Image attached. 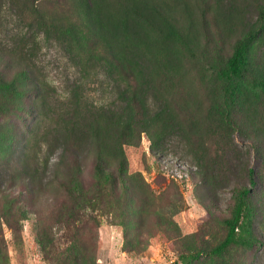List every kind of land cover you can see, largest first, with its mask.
<instances>
[{"label":"rangeland","instance_id":"rangeland-1","mask_svg":"<svg viewBox=\"0 0 264 264\" xmlns=\"http://www.w3.org/2000/svg\"><path fill=\"white\" fill-rule=\"evenodd\" d=\"M121 10L129 82L84 34L47 36L0 0V69L33 47L21 86L40 92L0 116V210L8 197L26 209L20 232L0 220V264H264V0ZM239 42L249 53L234 76ZM100 164L111 180L99 182ZM75 176L83 190L58 187ZM243 190L262 244L192 259L224 240Z\"/></svg>","mask_w":264,"mask_h":264},{"label":"trees","instance_id":"trees-1","mask_svg":"<svg viewBox=\"0 0 264 264\" xmlns=\"http://www.w3.org/2000/svg\"><path fill=\"white\" fill-rule=\"evenodd\" d=\"M18 5L31 16L32 23L35 24L37 29L50 34H70L77 35L78 33L84 34L86 39L93 40L94 56H100L102 60L112 63L122 74L124 80L129 82L132 78L133 72L130 68L129 61L126 53L120 49L117 38L119 32L114 21L113 10L121 8L123 13L129 11L136 13L137 16L142 15L141 5H146L148 0H139L141 2H131L129 0H16ZM47 5V8L45 6ZM131 8V10H129ZM128 14L125 16L127 17ZM121 26V24H120ZM25 44V43H24ZM100 51L101 55L97 52ZM23 52L26 54L23 57L19 56L18 59H10L12 62L7 64L6 69H0V116L9 113V101L13 99H21L25 95L38 98L39 86L38 84H29L23 90L21 86L22 79L30 78L32 69L29 66V61H32L33 47H28L25 44ZM95 53V54H94ZM249 53V46L246 42H239L234 50L233 55L228 59V70L234 76H239L241 71L247 64ZM92 54V53H90ZM16 60V61H14ZM16 63V74L11 80H7V75L11 71L13 64ZM126 66V68H125ZM132 103L136 104L135 98ZM25 115L28 111L24 110ZM140 113L135 117V126L145 129L147 122L139 118ZM130 123L124 127L122 137L125 140L129 130ZM1 127V126H0ZM96 140L98 137L96 135ZM4 141V138H3ZM100 173L98 180L108 181L112 179V175L106 172V164H100ZM104 169V170H103ZM58 187L66 191L71 189L73 192L81 191L84 185L80 178L75 176L70 179H60L56 181ZM253 182V181H252ZM249 195V190H243L234 194V209L232 218L226 221L227 233L224 240L211 249L209 252H198L191 255L194 260H199L202 255H220L225 250L232 246H240L246 248H253L256 245L262 244L260 239L254 232V227L251 221V211L245 202V198ZM4 196V195H3ZM4 207L0 210V220L4 225L9 228L13 233L20 232L21 222L25 219L26 209L20 206L15 197L4 198ZM75 215H80L76 210ZM59 223H63L59 220ZM2 254V247L0 249Z\"/></svg>","mask_w":264,"mask_h":264}]
</instances>
